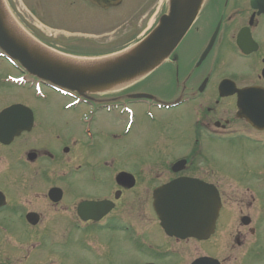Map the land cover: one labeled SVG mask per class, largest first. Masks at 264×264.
Segmentation results:
<instances>
[{"label": "flooded vegetation", "instance_id": "flooded-vegetation-1", "mask_svg": "<svg viewBox=\"0 0 264 264\" xmlns=\"http://www.w3.org/2000/svg\"><path fill=\"white\" fill-rule=\"evenodd\" d=\"M158 1L159 0H144L143 6L140 5V7H147L148 10L143 12L142 15L156 9ZM220 1L221 0H211L208 7L202 12L200 28H203L202 37L204 39H206L210 31L209 28H206L207 21L210 17L213 18L214 11L220 4ZM152 2L155 5L150 6ZM136 6L138 7L139 5ZM258 7L259 12L257 16H254L255 11L251 9L248 11L247 6H243L237 8L233 16L232 12H230L227 20L228 22H234L235 26H241L244 20L247 19L248 26H239V30L244 27L248 28L250 36L247 40L252 38L257 43L255 50L250 52L248 56L243 57V55H239L238 51L234 49L229 40L236 29L227 27L223 33V37L227 39L228 43H226L223 52L230 56V61L226 65L215 64L213 65V70L211 69L213 74L214 71L216 72V76H220L222 72L223 74L229 75V78L233 80L238 89L256 86L264 89V76L262 77L261 72H258V66L262 65L261 68L264 69V6L258 5ZM239 30L237 32H239ZM244 47L247 49L249 44H246ZM217 54L216 63L218 59H220L222 51L219 50ZM249 59L251 60L249 61ZM191 89L198 90L199 88L192 87ZM197 95L199 97L191 98L189 103L182 104L178 107H182L181 113L172 112L166 116L165 123H163L165 124L163 127H167L166 131L175 125L176 122L179 123L184 120V118L193 117L196 123L188 124L187 133L190 135L191 139H194L195 144L200 141L199 138L205 136L213 140L214 136L217 135L216 131L220 132V134L226 132L239 134L253 130L259 135H264V131L254 130L243 120L236 117V95L224 98L218 96L216 99L214 98V83H212L211 80H207L203 91L200 93L198 92ZM206 95L208 96L206 97L208 100L203 101L206 99L203 98ZM121 101L126 102V99L122 98ZM124 105L131 108L138 115H144L148 110V104L144 101H139L136 105L131 103H124ZM48 106L52 108L54 105H44L42 107ZM204 108L205 111H203ZM155 120L156 118H154V121ZM179 125L181 124L179 123ZM39 126V121L35 120V128ZM153 127L155 126L153 125ZM210 128L213 130H210ZM171 132L174 131L171 130ZM33 133H37V135L31 136ZM61 133L62 132L55 129H40L37 131L35 129L29 133H23L20 137L14 139L8 146L0 145V163L3 164L0 170L1 180L5 179L8 181L13 179V181L19 184L21 181L28 183L29 179L33 177L53 178L56 182L55 184H51V186L60 188L62 191L61 199L57 203L50 202L44 193L41 195L35 194L34 198H32L31 194L27 193L20 195L13 194L15 198L13 201L19 202L25 209H29L28 211L32 210V212L38 214V225L43 224L53 227V223L60 224V222H63L62 230L68 231V237L72 233L74 238L76 234L74 241L76 240V242H79L80 239L84 241L86 238L92 239L93 241H84V244L91 245L92 250L86 251L82 249L83 253H91L92 257L90 259H94L86 262L87 264H173L171 256L175 254V252H178L179 262L183 264L191 254H197L196 256L202 255L205 250L201 248L198 242H192V249L187 247L181 248L176 246V244L182 245L180 241L160 235L157 229L156 217L152 214L149 205V210L146 208V211L150 216L149 219L151 218V224L145 225L142 231V221L144 218L142 217L141 211L138 209L141 208V202L150 201L153 187L164 184L172 178H175V176L198 178L212 184H214L213 181L215 183L220 182L222 172L219 168L215 166L207 167L206 165L194 167L192 160L195 158V154H190L191 152L187 146L180 145L178 149L188 154L183 169L185 174L183 172L174 176L171 174L169 178L170 173H165L162 167H157V172L150 173L152 168L148 165L149 170L143 172L142 166L146 167L145 165H147V163L143 161L147 150V147L144 148V146H146L147 139L154 140L153 134L148 135L149 132L147 131L146 135L144 134L145 132L143 133L145 136L144 146L138 145L132 147L135 148L133 151L136 150L137 166H130V163L125 164L121 151H118L115 142L114 149L113 151L111 150L112 145L110 144V138H115L113 132L98 137L95 131L93 133V144L87 142L82 130L75 129L69 144L70 138L58 135ZM138 134L142 135V131ZM188 137L189 136H187V138ZM153 144L152 142L148 149L150 159L152 160L151 166L154 167L158 164L162 155L160 153V146ZM68 145L70 146L69 148ZM124 146L127 147L128 145L125 144ZM30 152H34L33 161L28 157ZM60 152L63 158L60 156ZM70 154L74 160H64V157ZM233 159L234 167H230L231 173L229 174L232 176L233 174L236 175L237 179L232 177L233 180L231 181L237 188H241L236 189L234 194L236 197L235 199L240 202V214L253 217L256 197L250 188H243L242 184L246 186L254 182L258 191H261L264 180L256 177V175L262 170L261 166L263 162L250 163L251 165L248 163L252 167V169H248L249 167L245 168L241 166V160L235 155ZM126 165H128V167H126ZM15 166L17 168L23 167L27 170V176L15 174ZM121 172H128L133 176V179L129 178L125 180L126 184L133 183L129 189H126L124 186H118L116 182H114V177L112 182V176L114 175L116 177ZM147 176L149 180H146ZM214 186L217 185L214 184ZM230 186H232V184ZM28 187L29 186L26 185L22 188L25 190ZM142 189L147 192H140ZM47 190L48 188L45 191ZM116 192H118L117 196ZM4 196L6 206L2 210L9 208L12 201L8 193H4ZM20 196L27 197L30 200L21 202ZM261 199H264V193L261 194ZM107 200L113 202V209L109 212L105 213L106 206L103 208L84 207V209L79 211V205L82 203H99ZM245 202H248L246 209L242 208ZM97 214L98 217H100L98 220L84 221L80 217L88 218ZM47 217L50 218L51 221L49 220L46 222L45 218ZM38 225L35 227H28L30 229H35ZM123 226H128L130 235L131 237L133 236L134 240L130 241V244L134 252L131 248L125 249L126 239L124 235L126 232L122 230ZM83 227L84 229L80 230V228ZM58 228L61 229V225ZM235 233L242 237L245 233V228L235 227ZM159 235L160 238H158ZM233 235L234 232L231 230L230 236L232 240L235 241L237 245L243 244V241L239 243L237 236L235 235V237H233ZM60 242L63 243L64 240H58L55 243V247H58ZM36 245L38 244L36 243ZM94 246L97 247L94 248ZM104 247H106L107 251L103 257L101 256V250H103ZM160 247L162 250H160ZM31 248L33 251H30V255L39 250L36 246ZM26 255L27 251H25L23 257L24 260L28 258V255ZM31 264L42 263L41 261H32Z\"/></svg>", "mask_w": 264, "mask_h": 264}, {"label": "rangeland", "instance_id": "rangeland-1", "mask_svg": "<svg viewBox=\"0 0 264 264\" xmlns=\"http://www.w3.org/2000/svg\"><path fill=\"white\" fill-rule=\"evenodd\" d=\"M5 1L13 17L16 19L17 23L22 26L26 32L31 35H34L42 42H45L46 44L58 49L59 51L66 52L67 54L76 57L106 56L117 52L125 47L133 45L134 43H136L135 41L139 40L144 31L152 26V23L150 22V25L147 18H142V16L145 14H151L154 10H156L153 9L150 12L142 15L143 12L148 10L147 7H142L143 5L141 7H137L135 2H133L131 7L129 8V3L127 4L125 2V4H123L119 9L110 11L109 13H107V11L98 12L93 10L92 17L88 18L86 9L89 12V8L83 7L77 0ZM73 3L76 4V7ZM241 3L242 0H230L229 8H236L238 5H241ZM153 5L155 4L152 2L150 6ZM187 43H189L188 40L186 41V44ZM3 72L5 74L7 72V69L4 67V64L0 61V73ZM154 74L152 77L149 76L144 81L140 82V84H144L145 86L141 89L152 93L162 94L163 96H168L169 94L175 95L179 90H181L182 83L175 82L173 85L174 81L171 75V78H169V75L167 74L166 78H162L165 73H162V75H160L159 73H156L155 75ZM183 75H180L179 78L183 77ZM2 77L3 75L0 74V86ZM137 86L132 87L131 90L138 89ZM0 97L4 99L3 95H1ZM51 99L52 101L58 100L55 95H53ZM2 102H7V100ZM30 102L34 103L32 97L30 98ZM35 111L36 117L41 122H43L46 127L56 129L62 133H73L76 129V126L73 122L74 120L68 119L70 118V114L66 115L64 113L66 118L68 117L67 119L63 116H60V119L64 118V120L61 121L52 111L50 113L55 115H50L47 112H39V109L37 107H35ZM64 121H67L68 123L62 127ZM120 122L123 121H121V119L117 116L109 117L105 115H99L98 120L95 122L92 129H100L107 133L116 130V133L114 134L119 135V130L122 127V125L120 126ZM183 125H185V123ZM139 128L140 125L137 124L136 128H134L127 137L123 138V142H133L134 146H144L145 136L143 134L136 136V132L139 130ZM183 134L189 136L187 131H184ZM166 137V133L161 134V143L165 144L164 139H166ZM115 141L120 142L119 139H116ZM160 141L158 139V142ZM155 142H157V138H155ZM253 148L254 145H250L248 148L227 149V146L225 145V147H223L224 150H220L217 158L214 157L213 159L217 162L218 165H220V162L223 165H227L224 164L222 160H227L226 157L229 158L231 155H235L241 160L242 167L250 168L251 166L248 164V161L246 162V160L252 154ZM161 155L164 163L172 159L171 157H168V152L165 149L162 150ZM178 155H180V153H175L173 155V158H176ZM126 159L130 160L129 157H126ZM144 160H147V154H145ZM135 162L138 161L134 159L133 164H130V166H134ZM144 163H147V165H145L146 167L139 165L142 166L143 172L148 171L149 166L152 168L150 173L157 172V167L161 168L160 165H157L155 167L156 169L153 168V166H151L152 160L144 161ZM135 166L137 165L135 164ZM126 167H128V165H126ZM15 174L27 176L28 173L27 170H25L23 167H16ZM146 180H149L148 176ZM22 193L23 190L21 194ZM8 196L12 201L15 199L13 194H8ZM19 198L21 199V202L30 200L27 197L20 196ZM138 210L141 211L142 217L144 218V220L142 221V225H150L151 222L149 217L144 214V212H147L144 202H141V208ZM63 224V222H60L61 229L63 228ZM223 232L224 231H221V233L217 234L215 237L218 239L219 242L220 240L221 242H223ZM3 233L5 234L7 239H9L10 242L15 245L14 239H12L6 232ZM60 237H62V234ZM74 238L71 233V235L67 238L66 241H64L63 243L60 242L59 246L53 250V253H49L44 256V261L49 259V262L51 263L60 262L61 264H87L86 262L93 260L90 259L92 257L91 253H83L81 251V239L79 240V242H76V240L74 241ZM158 238H160V235L158 236ZM127 239H131V237H128ZM10 242L7 240V245H10ZM46 245L48 244L46 243ZM206 246L208 247V244ZM11 258L12 256L10 254V251L5 252L2 246H0V264H9V262L7 261L11 260ZM38 258H41V253H38L36 255L32 253L26 259V261L22 262V264H30L32 259Z\"/></svg>", "mask_w": 264, "mask_h": 264}, {"label": "water", "instance_id": "water-1", "mask_svg": "<svg viewBox=\"0 0 264 264\" xmlns=\"http://www.w3.org/2000/svg\"><path fill=\"white\" fill-rule=\"evenodd\" d=\"M115 0H95L107 7ZM203 0H174L168 16L141 43L130 51L96 62L63 60L45 47L34 42L18 29H7V14L0 0V48L17 60L29 74L51 84L65 87L81 95L97 94L129 85L156 69L174 50L194 21ZM140 95L134 96L139 97ZM26 113L13 108L0 115L3 120L11 112ZM210 190V188H209ZM170 196L163 201L159 212L163 218L186 225L183 228L170 223V231L176 236L196 234L190 223L202 224L209 229L213 222L212 211H207V192L194 182L175 181L162 190ZM211 191V190H210ZM202 226V225H201ZM198 230V228H197Z\"/></svg>", "mask_w": 264, "mask_h": 264}, {"label": "bare ground", "instance_id": "bare-ground-1", "mask_svg": "<svg viewBox=\"0 0 264 264\" xmlns=\"http://www.w3.org/2000/svg\"><path fill=\"white\" fill-rule=\"evenodd\" d=\"M125 2L128 4V0H115L114 3H116V4L111 5V7L117 10L123 4H125ZM140 3L142 5L143 1H140ZM128 16H130V15H128ZM142 18H147L149 23L151 22L153 25L155 23H159L164 18V16L154 10L151 14L143 15ZM151 23H150V25H151ZM203 39H204L203 37L195 36L191 42H189L187 44L185 42H182L178 46L179 52H180V54H181V56L185 62V65L190 70H194L196 65H197L199 52L202 49V47L204 46ZM51 52L55 55H58L60 58H63V60H65V61L68 60V61L86 62L85 60H83V58L69 57V56H67L66 52H63L64 55H62L61 53L60 54L55 53V51H51ZM132 127H131V129H132Z\"/></svg>", "mask_w": 264, "mask_h": 264}]
</instances>
